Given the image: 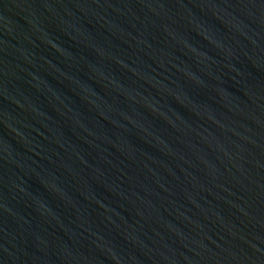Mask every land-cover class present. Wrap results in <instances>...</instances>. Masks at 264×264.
<instances>
[{
  "label": "water",
  "instance_id": "95a60500",
  "mask_svg": "<svg viewBox=\"0 0 264 264\" xmlns=\"http://www.w3.org/2000/svg\"><path fill=\"white\" fill-rule=\"evenodd\" d=\"M0 264H264V0H0Z\"/></svg>",
  "mask_w": 264,
  "mask_h": 264
}]
</instances>
